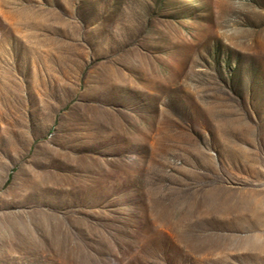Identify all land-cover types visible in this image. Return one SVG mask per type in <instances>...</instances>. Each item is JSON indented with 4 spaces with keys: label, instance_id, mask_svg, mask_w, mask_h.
I'll return each mask as SVG.
<instances>
[{
    "label": "rangeland",
    "instance_id": "rangeland-1",
    "mask_svg": "<svg viewBox=\"0 0 264 264\" xmlns=\"http://www.w3.org/2000/svg\"><path fill=\"white\" fill-rule=\"evenodd\" d=\"M0 264H264V0H0Z\"/></svg>",
    "mask_w": 264,
    "mask_h": 264
}]
</instances>
